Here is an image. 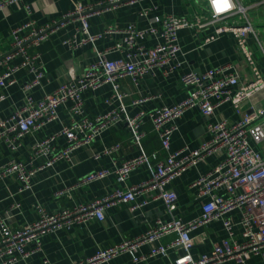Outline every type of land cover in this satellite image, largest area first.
<instances>
[{
    "label": "built area",
    "instance_id": "built-area-1",
    "mask_svg": "<svg viewBox=\"0 0 264 264\" xmlns=\"http://www.w3.org/2000/svg\"><path fill=\"white\" fill-rule=\"evenodd\" d=\"M19 1L22 0H1L0 10ZM71 1L74 9L59 19L43 26L28 21L14 28L12 49L0 58V86L6 88L16 84L15 75L23 69L33 76L22 87L26 94L25 105L12 117L0 118V142H4L12 152L22 146L26 136L56 121L60 108L70 104V120L64 124L61 132L36 142L32 146L33 156L29 164L12 159L0 166V180L14 178L21 183L22 191L30 190L37 170L52 167L61 161H70L74 151L94 142L120 122L126 124L133 142L142 148L147 137L144 131L147 118L151 120L163 148L169 152L167 162H159L149 180L127 189L117 188L104 198L52 213L37 206L38 219L23 228L13 229L0 216V264L26 261L42 250V239L45 236L62 229L87 226L92 221H103L108 208L126 206L135 212L151 202H162L167 212L173 214L178 195L169 188L170 185L188 170L215 154L223 155L222 161L193 184L197 189V199L203 202L200 217L189 222L178 218L167 222L158 219L142 236L101 249L95 255L74 264H103L123 253H129L134 262H142L150 257L166 256L173 249L181 250L175 264H225L228 261L245 264L253 256L264 260V153L254 147V144H264V102L250 104L255 94L264 91V71L257 67L256 51L248 44L252 35L257 36L253 22L249 20L246 24H240L232 21V17L244 12L245 8L236 0H208L211 12V21L208 24L230 20L231 23L221 26L218 33L230 31L235 34L254 68L255 78L252 81H242L232 64L204 72H185L181 75V81L189 89V96L172 107L164 106L151 113L140 111L135 116H130L126 107L121 105L107 114L91 118L86 114L84 93L95 92L103 85L111 84L114 88L112 98L123 101L127 94L120 89L122 79L131 78L137 86L142 78L154 74L156 70H163L165 75L175 72L181 67L177 61L181 52L179 31L202 25L169 15L155 19L160 28L151 26L140 30L130 25L122 31L111 27L103 33L92 34V17L134 4L138 0H105L98 4ZM147 14L148 11L142 13ZM72 21L81 22V31L85 37L82 40L77 35L68 38L65 41L67 45L74 48L89 43L95 45L98 40L110 34L123 32L125 37L117 49L125 50L126 56L112 60L108 57L109 49H97V61L86 69L82 77H73L55 92L36 101L32 91L41 85L45 77L39 48L55 32ZM147 36L157 39L151 48L138 44V40ZM258 44L264 53V42L258 41ZM16 60L19 62L14 63ZM150 99L152 97L143 98L136 103H144ZM225 104H231L241 112L240 120L235 123L228 120L211 123V138L196 150L184 148L176 152L170 151L172 135L178 130L176 120L188 109L199 108L205 116H212ZM62 136L67 139V146L64 148L56 143ZM119 151L120 144H115L103 149L95 158L98 160L103 156L119 154ZM40 158L45 161L35 166L34 163ZM149 162L150 156L142 153L124 161L114 174L124 183L135 170ZM110 174L109 170L93 171L73 186L56 192V196L70 194L75 188L102 180ZM235 211L240 212L239 222H235L233 218ZM218 221L223 222L229 238L215 244L210 252L198 258L194 257L192 231ZM237 226L242 228V242L235 239ZM169 234H176V239L153 248L149 254H139L143 245L160 242Z\"/></svg>",
    "mask_w": 264,
    "mask_h": 264
},
{
    "label": "crops",
    "instance_id": "crops-1",
    "mask_svg": "<svg viewBox=\"0 0 264 264\" xmlns=\"http://www.w3.org/2000/svg\"><path fill=\"white\" fill-rule=\"evenodd\" d=\"M81 1L85 4H98L105 0ZM236 2L244 7L245 11L233 16L232 21L240 24H246L249 20L253 22L257 36L252 35L248 44L256 51L257 67L264 71V53L258 44V41L264 42V0ZM74 7L71 0H22L0 10V58L12 49L14 28L28 21H34L38 26L46 25L61 18ZM144 11H148V14L142 15ZM169 15L202 25L179 31L181 52L177 61L181 67L169 75H165L163 70H156L154 74L142 78L137 86L131 78L122 79L120 89L127 94L123 101L112 98L114 88L111 84H105L95 92L84 93L85 110L89 117L107 114L121 105L126 107L130 116H135L140 111L151 113L164 106L172 107L189 96V89L181 81V75L185 72H204L232 64L242 81H252L255 78L254 68L246 58L235 34L230 31L218 33L221 26L231 23L230 20L208 24L211 21L208 0H138L134 4L124 5L92 17L90 32L100 34L111 27L122 31L130 25L140 30H146L151 26L160 28L155 19ZM81 26V22L72 21L55 32L39 48L45 77L41 85L32 91L36 101L41 100L46 94L55 92L73 77H82L86 69L97 61V49H109L108 57L112 60L126 56L125 50L117 49L125 37L123 32L110 34L98 40L95 45L89 43L77 48L67 45L65 41L68 38L77 35L78 39L82 40L85 37ZM156 41V37L147 36L138 40V44L151 48ZM18 62L19 60L14 61ZM32 78L33 76L23 69L15 75L16 84L6 88L0 86V98H3L0 100V118L12 117L25 105L26 94L22 87ZM149 97L152 99L136 103ZM263 102L264 91H261L251 98L250 104ZM69 106L70 104H67L60 108L56 121L26 136L17 151L12 152L4 142H0V166L12 159L29 164L33 156L32 146L61 132L64 124L69 122ZM241 116V112L231 104L221 106L212 116H205L199 108H190L176 120L178 130L172 135L170 151L176 152L184 148L196 150L211 138L209 132L211 123L222 120L235 123ZM144 131L147 137L140 148L133 142L126 124L118 123L94 142L74 151L70 161H61L52 167L37 170L33 175V187L30 190L22 191L21 183L14 178L0 180V216L10 227L19 229L38 219L37 206H42L52 213L104 198L117 188L127 189L149 180L157 164L161 161L167 162L169 152L163 148L148 118ZM56 143L60 148H64L67 146V139L62 136ZM115 144H120L119 154L103 156L98 160L95 158L103 149ZM254 147L264 153V144H254ZM142 153L150 156V162L135 170L126 182H120L114 174L116 168L124 161ZM222 159L223 155L220 154L209 156L170 185L169 188L175 190L178 195L177 207L173 214L167 212L162 202H151L135 212L126 206L108 208L103 221H92L87 226L62 229L45 236L42 239V250L18 264H74L86 260L101 249L142 236L158 219L167 222L178 218L189 222L200 217L203 202L197 199V189L193 184L201 176L208 174ZM44 161V158H40L34 164L41 165ZM98 170H109L111 174L102 180L75 188L70 194L56 196L59 190L73 186L84 176ZM240 217L239 211L233 213L235 222H239ZM235 234V239L242 242L241 226L235 227ZM191 236L195 243L192 254L196 258L210 252L215 244L229 238L222 221L202 226L192 231ZM176 237V234H169L160 242L145 244L139 249V254H149L153 248L168 244ZM179 255L181 250L173 249L166 256L159 255L142 262H134L129 253H123L103 264H175ZM225 264L237 263L228 261ZM245 264H264V260L259 256H253Z\"/></svg>",
    "mask_w": 264,
    "mask_h": 264
}]
</instances>
